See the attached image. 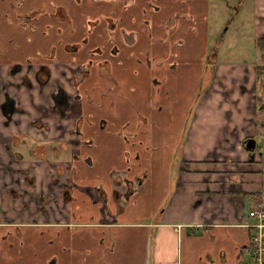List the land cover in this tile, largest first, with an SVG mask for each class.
I'll list each match as a JSON object with an SVG mask.
<instances>
[{
    "label": "crops",
    "instance_id": "1",
    "mask_svg": "<svg viewBox=\"0 0 264 264\" xmlns=\"http://www.w3.org/2000/svg\"><path fill=\"white\" fill-rule=\"evenodd\" d=\"M232 3L0 0V90L23 110L0 109V264H252L264 0L240 1L252 28L233 50L251 58L218 50L197 101Z\"/></svg>",
    "mask_w": 264,
    "mask_h": 264
},
{
    "label": "rangeland",
    "instance_id": "2",
    "mask_svg": "<svg viewBox=\"0 0 264 264\" xmlns=\"http://www.w3.org/2000/svg\"><path fill=\"white\" fill-rule=\"evenodd\" d=\"M240 1L241 0H233V3L229 8V12L232 14L229 17L232 21L231 28H229L225 35L220 39H218V37L215 38V35L213 36V41L217 40V42H221L220 46L219 43H217V45L215 44L213 48V50L217 49V57L219 50L220 60H248L251 58L248 56L243 57L242 54L245 53L244 51L233 50L236 48V46H238L241 40L245 41L247 32L252 28V10L249 5L245 6V8L241 10L243 6L240 7ZM17 21L18 27H20L26 34H32V20L28 16H22ZM240 25H242V28ZM230 53H234L236 56H231L228 58V54ZM254 60L257 62L258 57L255 56Z\"/></svg>",
    "mask_w": 264,
    "mask_h": 264
},
{
    "label": "built area",
    "instance_id": "3",
    "mask_svg": "<svg viewBox=\"0 0 264 264\" xmlns=\"http://www.w3.org/2000/svg\"><path fill=\"white\" fill-rule=\"evenodd\" d=\"M252 223L246 224L254 230L252 236V264H264V208L251 210L248 214Z\"/></svg>",
    "mask_w": 264,
    "mask_h": 264
},
{
    "label": "flooded vegetation",
    "instance_id": "4",
    "mask_svg": "<svg viewBox=\"0 0 264 264\" xmlns=\"http://www.w3.org/2000/svg\"><path fill=\"white\" fill-rule=\"evenodd\" d=\"M31 67V66H29ZM32 68V67H31ZM49 76V72L47 71L46 67H42L40 68L38 71H37V78L40 79V82H41V87L45 86L46 85V81L44 82V79L45 77L48 78ZM26 81V82H25ZM24 82L28 85V86H31V83L29 80H25ZM2 89L0 90V95L3 96L6 100L5 101H0V109L2 111V113L4 114L7 113L8 114V118L10 120V118H12L15 114H18V113H23V110L22 108L19 107V104L17 101H11V96L8 92V90L6 89L5 86H2L1 87ZM61 100L58 102V104L60 105V113L62 115H65L66 114V110L64 107H66V105L68 104V100L69 98L67 97V95L62 91L61 89ZM68 106V105H67ZM15 109V113L13 115L10 114V109ZM7 118V122L9 123L10 121L8 120ZM12 122V120H11ZM10 122V123H11ZM35 124V123H34ZM36 125H40L41 127H44V125L42 126V124H39V123H36ZM67 194V193H66ZM68 195V194H67ZM44 198V197H43Z\"/></svg>",
    "mask_w": 264,
    "mask_h": 264
},
{
    "label": "trees",
    "instance_id": "5",
    "mask_svg": "<svg viewBox=\"0 0 264 264\" xmlns=\"http://www.w3.org/2000/svg\"><path fill=\"white\" fill-rule=\"evenodd\" d=\"M216 48V47H215ZM258 48L259 51H261V63L257 66V75H258V83L260 86H264V39L258 41ZM216 52L217 49H214L210 52V55L207 58L206 61V69L205 73L202 78V85H201V90L198 95L197 101L201 98V96L208 90V88L211 86L214 75H215V69H216ZM48 79L45 77L44 82ZM262 101V99H261ZM180 155L182 151V143L180 144Z\"/></svg>",
    "mask_w": 264,
    "mask_h": 264
},
{
    "label": "water",
    "instance_id": "6",
    "mask_svg": "<svg viewBox=\"0 0 264 264\" xmlns=\"http://www.w3.org/2000/svg\"><path fill=\"white\" fill-rule=\"evenodd\" d=\"M19 69H21V67H19ZM38 79V78H37ZM39 80V79H38ZM11 101H13L14 103V99L11 98ZM15 113V109H10V114L13 115ZM4 115H6L8 117V114L4 112ZM246 149L249 151H255L256 150V140L254 139H248L246 141Z\"/></svg>",
    "mask_w": 264,
    "mask_h": 264
}]
</instances>
